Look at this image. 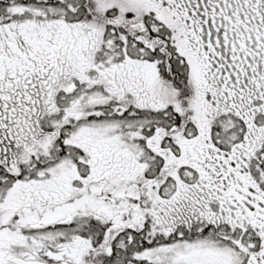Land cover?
Here are the masks:
<instances>
[{"label":"snow or ice","instance_id":"6c2138e0","mask_svg":"<svg viewBox=\"0 0 264 264\" xmlns=\"http://www.w3.org/2000/svg\"><path fill=\"white\" fill-rule=\"evenodd\" d=\"M0 264H264V0H0Z\"/></svg>","mask_w":264,"mask_h":264}]
</instances>
